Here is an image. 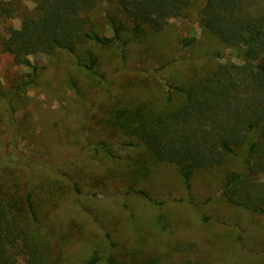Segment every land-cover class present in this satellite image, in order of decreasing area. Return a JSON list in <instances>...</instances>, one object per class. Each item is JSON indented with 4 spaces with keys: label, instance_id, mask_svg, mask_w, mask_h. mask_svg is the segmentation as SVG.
<instances>
[{
    "label": "trees",
    "instance_id": "obj_1",
    "mask_svg": "<svg viewBox=\"0 0 264 264\" xmlns=\"http://www.w3.org/2000/svg\"><path fill=\"white\" fill-rule=\"evenodd\" d=\"M30 1L32 10L24 9L19 0H0V22L21 18L20 28L8 26L4 34L0 33V54L12 56L18 65L32 67L30 57L63 52L72 58L71 66L84 79L104 87L109 81L99 72V65L105 63L106 55L116 52L122 64L116 77L121 74L124 81L117 80L118 87L106 98L110 102L106 108L109 120L101 128L106 137L95 138L99 132L96 127L101 125L98 117H88V124L63 120L56 128L61 150L57 156L33 158L16 151L0 156V264H170L169 256L186 250L193 253L198 248L197 243L183 241L163 252L157 243L161 237L169 239L172 225H176L171 208L180 203H187L206 235H212L221 225L229 228L225 231L229 239L233 230L226 226L228 222L206 210L214 198L209 196L201 203L192 197L198 173H222L219 203L247 214L264 215L262 0ZM102 1L110 35L99 26L98 6ZM194 14L205 35L223 48L236 49L242 63L228 59L201 75L200 68L193 63L189 66L187 61V73L180 69L170 74L182 62L176 56L161 59L163 51L177 47L170 35V22L190 19ZM196 39L195 35L186 36L176 39L175 44L189 49ZM135 43L144 46L138 60L142 65L138 63L137 69L127 61L128 49ZM80 50L85 57H78ZM218 56L224 57L219 49L214 52V57ZM32 72L29 81L18 86L16 95L36 82L37 67ZM135 83L143 91L151 87L153 94L143 100L142 93H130ZM69 86L82 98L77 81H70ZM13 96L9 94L8 102ZM176 96H180V103H175ZM99 100L91 103L88 111L94 112ZM165 168L177 172L188 194L185 202L172 198L168 190L161 199L142 186ZM73 193L88 195L94 203L98 195L112 200L119 193L123 202L144 201L155 210L149 228L131 204L123 205L131 224L140 225L139 230L130 231L143 247L138 249V263L116 252L122 249L114 240L117 229L111 225L99 242L91 245V239L86 240L84 226L94 212L84 210L80 218L73 212L60 219V211ZM40 202L44 204L45 220L39 216ZM67 248H78L86 256L74 258L66 254ZM138 250L132 252L137 257ZM187 264L204 263L189 259Z\"/></svg>",
    "mask_w": 264,
    "mask_h": 264
},
{
    "label": "rangeland",
    "instance_id": "obj_2",
    "mask_svg": "<svg viewBox=\"0 0 264 264\" xmlns=\"http://www.w3.org/2000/svg\"><path fill=\"white\" fill-rule=\"evenodd\" d=\"M19 1L24 9L25 7L30 10L34 8L30 0ZM262 1L264 2V0ZM98 10V18H100L99 26L102 27L106 35H110L107 31L105 3L103 1L100 2ZM170 23V35L174 36V45L177 47L163 51L161 59L170 60V57L176 56L182 61L171 69V75L176 73L175 70L179 71L180 69L184 73H187V69H189L192 63L200 68L201 75L206 73L211 66L228 59L236 63H242L236 56V49L223 48L214 39L205 35L197 14H194L190 19L173 20ZM8 26L20 28L21 18L16 17L12 20L0 22V33L4 34V29ZM165 35L168 34L166 33ZM193 35L197 38L194 47L181 49L178 46V42L175 44L176 39ZM158 41L161 42L162 37ZM218 49L223 54V58L219 56L214 57V52L218 51ZM141 50L144 51V46L138 43L133 44L128 49V56H130L127 61L130 66L135 65L136 68L138 63L142 65L138 61L142 55ZM84 55V51L80 50L78 52V57H85ZM106 56L108 58L105 63L101 67L99 65V72L105 75L106 80L109 81L103 87L102 85L94 86L93 82L90 83L88 79H84L71 66L72 58L63 52L30 57L32 67L18 65L12 56L0 54V156L13 151L22 154L26 153L33 158L57 156L55 154L61 150H59L60 141L56 138V135H58L56 132L59 130H56V128L64 123L63 120L88 124L89 120H94V118L98 117L97 122L101 125L96 127V129L101 133L98 132L95 138L98 135L106 137L107 133L104 134L101 131V128L105 127L106 122L109 120L106 108L108 109L110 102L106 98L118 87L117 80L118 82L124 81L123 76H120L121 74L116 77L117 70L122 67L121 59L116 55V52L109 53ZM158 60H155L156 64ZM187 61H190V64ZM144 65L146 64L144 63ZM33 67H37L39 71L36 82L30 86H26L25 91L16 95L18 86L29 81L30 75L33 73ZM145 69L150 70L148 66ZM70 81H77V89L80 91L83 99L70 88ZM160 81L161 79H159ZM85 85L86 91H84ZM89 85L93 87L90 88ZM140 86L139 83L133 84L130 93L136 94V96L142 93L140 97L143 100L148 99L154 90L148 87L143 91L142 88H139ZM89 88L90 91L94 92H88ZM10 93H13L14 96L8 102L7 99ZM120 97H123L125 100L127 99L122 94ZM97 98L100 100L97 102L94 112L88 111L91 103ZM175 99V103H180V96H176ZM63 111L65 114L62 113ZM82 137L85 136L82 134ZM221 174L219 171L196 174L193 181L192 197L201 203H204L209 196L214 198V203L206 210H210L211 213L213 212L217 216H222L224 221L228 222L226 226H230L231 230H233L231 237L228 239V234H226L229 228L225 226L223 228L221 225L214 229L212 235H206L207 232L194 220L192 213L186 205L187 203L176 204L171 208L174 211L171 215L176 225H172L169 239L161 237L157 243L163 252L169 251L171 244L183 241L197 243L198 248H195L193 253L186 250L183 254L176 253L169 256L170 264H187L189 259L204 264H264V215L255 216L247 214L240 209L226 207L224 202L219 203L221 201L219 199V179L221 178ZM118 185V188L124 189L120 184ZM142 186L148 188L161 199L165 198L164 194L167 190L170 192L172 198H180L184 202L188 198L182 182L178 179L177 172L172 168L161 170L152 181H145L142 183ZM127 203L131 204L133 210L141 213L142 221L145 222L144 226L150 228V224H152L154 216H156L155 210L146 205L144 201L136 203V201L124 200L123 202V195L119 193H115L112 200L106 199L103 195H98L95 203L88 195L82 196L73 193L72 199L64 203L60 211V219L64 220L73 215V212L77 213L76 216L79 218L81 217V212L85 214L84 210L94 212V216L88 217L87 221L83 220L86 221V225L84 226L86 240L90 238L91 245H94L96 242H99L101 234L109 230L108 228L111 225L113 230L117 229L114 240L120 244L122 249L120 251V248H118L116 252L123 259L127 258L128 261L138 263L141 257V253L139 254L140 250L138 249L143 247L139 238L134 236L135 234H131L130 231L139 230L140 225L135 227L131 224V220L129 221V216H126L128 212L123 209V205H127ZM74 204H77L78 207ZM38 205L39 216L41 220H45L44 204L40 202ZM108 212L110 218L108 217ZM213 233H217L218 235L215 236ZM239 236L242 237V241L237 240ZM59 241H61V238L58 239ZM135 250H138L136 253L139 254V257L135 253H132ZM79 251L80 249L78 248L65 249L66 254L74 258L80 259V257L86 256V254H82Z\"/></svg>",
    "mask_w": 264,
    "mask_h": 264
}]
</instances>
